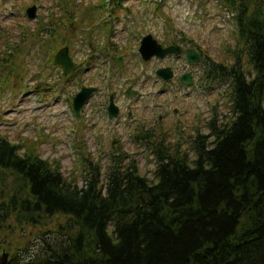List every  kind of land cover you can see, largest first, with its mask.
<instances>
[{
    "label": "trees",
    "instance_id": "obj_1",
    "mask_svg": "<svg viewBox=\"0 0 264 264\" xmlns=\"http://www.w3.org/2000/svg\"><path fill=\"white\" fill-rule=\"evenodd\" d=\"M227 2L238 50L227 63L209 58L207 76L228 82V115L184 149L162 132L142 137L153 139L150 177L127 153L103 173L80 154L79 185L0 137V239L12 224L64 217L37 252L16 247L7 264H264V0Z\"/></svg>",
    "mask_w": 264,
    "mask_h": 264
},
{
    "label": "rangeland",
    "instance_id": "obj_2",
    "mask_svg": "<svg viewBox=\"0 0 264 264\" xmlns=\"http://www.w3.org/2000/svg\"><path fill=\"white\" fill-rule=\"evenodd\" d=\"M224 2L162 0L154 3L153 0H121L116 6H106L104 0H0V137L23 147L34 148L42 159L59 166L66 177L78 181L79 185L82 183L85 164L80 154L90 155L93 163L102 166L103 173L110 163L107 152L120 147L129 157L138 160L140 172L150 177L154 160L145 144H139L137 138L134 139L138 130L136 127L140 123L150 125L157 114H163L169 118L165 122L169 126L165 129H170L168 141L184 149L188 141L177 140L179 134L185 138L214 115L219 118L228 115L227 84L207 81L201 88L198 82L188 90L181 88L174 91L161 82L159 86H153L151 63L142 64L143 61L130 50H136L137 35L150 33L160 43L182 42L199 48L217 62H229L233 51L238 50L237 30L234 18ZM32 4L37 7L36 17L28 19L24 10ZM53 18L55 23L61 24L56 35L64 37L62 41L71 45L77 32L72 31L74 24L111 29V42L126 47L125 51L116 48L113 58L116 52L122 51L124 62L120 67L115 61L107 64L105 69L110 68L105 76H110L113 84L107 86L103 81L101 87L106 90L132 86L140 90L144 98L136 100L122 97L120 104L123 115L118 120L105 119L98 110L90 112V108L86 107L81 119L75 122L71 108L65 104L75 88L71 78L60 79L59 70H52V66L45 63L43 51L51 49L45 48L47 38L44 37L45 43H41L29 36V26L43 29V25ZM70 23L74 24L69 27ZM19 36L26 38L19 41ZM53 41L57 43L54 38ZM85 43L82 39L80 46L83 47ZM77 49L76 45L73 52L70 47V55L76 54ZM8 52L9 56L6 54ZM102 63L107 62L105 59L95 61L97 65ZM160 63L154 62L153 67ZM244 66L246 70L249 69L247 65ZM197 70L200 72L202 69L198 66ZM42 72L46 73V78L41 77ZM148 74L149 78H146ZM83 78L87 79L85 76ZM44 79L51 84L49 91L28 96L26 89L34 88ZM158 88L159 94L151 98V93ZM167 89L169 92H166ZM153 103H159L155 112ZM173 109L178 110L176 115ZM128 110L131 111L129 117L126 116ZM177 120H180L179 124H176ZM117 134L121 138L116 136L118 139L113 142ZM63 221V216L56 215L36 226L12 224L11 232L3 231L1 234L0 254L4 250L10 255L16 247L19 250L14 252L19 255L37 252L42 244L41 237L51 239L55 235L52 231L55 232L58 223ZM23 244H27L24 247L26 250L21 247Z\"/></svg>",
    "mask_w": 264,
    "mask_h": 264
},
{
    "label": "flooded vegetation",
    "instance_id": "obj_3",
    "mask_svg": "<svg viewBox=\"0 0 264 264\" xmlns=\"http://www.w3.org/2000/svg\"><path fill=\"white\" fill-rule=\"evenodd\" d=\"M168 45H176V46H179L181 48H180V54L179 55H171V56H168L165 59H163L164 62H167V63H165L166 64L165 66H169L171 68V70L173 71V77L171 78L169 83L166 82V85L170 84L173 89H178V87H185V85L180 83L181 76L182 75H186V74H190L192 76V78H193V76L195 75L193 73L194 70H195V68H194L195 63L194 64H189L187 62L186 58H185L186 57V51L188 49H190V47H184L181 43H178V42L169 43ZM88 47L89 48H88L87 54L85 56H83L82 49L80 47L77 49L76 54H73V61H74V65H75V71L72 74L66 76V77L71 76L73 78V81L75 82L76 85L85 84V83H88L89 85L90 84H96L97 85V83L94 82L93 80H96L97 82H100V80L98 78L90 79V80L86 79V81L84 83L81 82L82 74L86 73L90 69L88 67L87 63L88 64L91 63V60L94 58L93 56L103 57V59H105V62H107V63H109V62H111L113 60L117 61V57L119 56V57H122L123 62H124V54L116 55L113 58V50H112L113 47H116V48H119V49L122 50L121 46L118 47L116 45L109 44V42L107 41V42H105L103 44V47L100 48L98 51L96 49V46H92L91 42H88ZM73 52H74V49H73ZM197 52L199 53L200 60H201L200 51H197ZM155 61H157V60L155 58H152V59H150L149 61H146V62L151 63L150 70H151L152 76L154 77L152 79V85L153 86H158L159 78H158V76L156 74V70L158 69V67L157 66L153 67V62H155ZM143 85H145V84H143ZM127 90L128 89H126V91ZM112 93L115 94L114 95V102L116 103V105L118 106V109L120 110V107L118 105V103L121 101L120 97H119L120 94L119 93H115V92H112ZM155 94H159V92L155 93V91H154L153 93H151V98H153ZM104 96H105L106 100L109 102V98H111L110 97L111 94L110 95L108 94L107 96L104 94ZM136 97L142 98L143 97V93L142 92L137 93ZM94 99H96V95H93L91 97V101L94 100ZM99 99L101 100L102 97L99 98ZM103 101H104V99H103ZM155 108L156 109L159 108V103L155 104V106L153 107V112H154ZM173 112L175 114L178 113V111L176 109H173ZM168 119H169L168 117H164L162 115H157L156 122L152 121V124L158 127L161 123L164 124V122H166ZM177 122L179 124L180 120H177Z\"/></svg>",
    "mask_w": 264,
    "mask_h": 264
},
{
    "label": "water",
    "instance_id": "obj_4",
    "mask_svg": "<svg viewBox=\"0 0 264 264\" xmlns=\"http://www.w3.org/2000/svg\"><path fill=\"white\" fill-rule=\"evenodd\" d=\"M28 11L29 12L30 11L33 12L34 9L30 8ZM149 41H151L150 40V36L144 37L143 41H142V45L140 47V51L143 53V55L145 57H149V55H152L154 53H156L159 56H164L166 53L174 51V49L172 47H168L166 49H160L158 45L155 46L152 43L150 44ZM146 43H148V44H146ZM148 50H150V51H148ZM65 51H66V49H62V50H60L58 52V54L54 58V64L61 65L63 67L64 72H67L68 70H72V64H71L70 59L66 56V52ZM188 57L190 58V60H194L195 59V53H188ZM159 73H162V75L165 76V77L169 76V73L166 70H160ZM82 102H83V99L74 103V107H75L76 111L78 110V108L80 107ZM5 257H6V255L4 254L0 258V264H5V260H6Z\"/></svg>",
    "mask_w": 264,
    "mask_h": 264
}]
</instances>
